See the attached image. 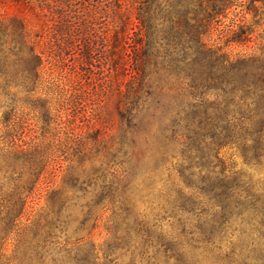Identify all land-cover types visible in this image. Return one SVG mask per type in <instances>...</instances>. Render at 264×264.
Here are the masks:
<instances>
[{
    "label": "trees",
    "instance_id": "16d2710c",
    "mask_svg": "<svg viewBox=\"0 0 264 264\" xmlns=\"http://www.w3.org/2000/svg\"><path fill=\"white\" fill-rule=\"evenodd\" d=\"M234 2L0 0V7L12 3L20 10L36 12L44 31L43 36L31 37L23 18L0 20V88L10 90L9 78L15 72L21 87L29 92L37 90L45 55L38 48L44 39L61 53L77 55L73 57L75 68L84 70L96 62L106 66L120 88L126 137L136 126L135 112L153 98L154 83L176 77L187 101L176 105L169 140L186 139L195 148L236 145L245 165L264 168V72L253 69L255 58L233 60L223 48L206 42ZM71 91L78 93L79 85L72 86ZM50 115L45 102L42 118ZM61 118L58 111V126ZM259 119L263 124L251 132L247 123ZM182 124L184 136L178 134ZM90 153L74 154L76 159H69L66 169L59 166L57 170L62 172H54L52 177L61 174V185L48 191L46 213L34 221L26 218L23 227L21 220L45 178L49 159L36 148L25 154L33 159L28 172L4 173L0 179V264H64V255L73 252V264H106L81 245L75 249L61 247L63 253L52 257L47 250L56 245L54 221H59L67 203L84 200L88 217L96 207L118 201L123 178L115 172L77 171L75 162L83 168ZM218 155H211L213 161L207 164H202L197 154L186 156L183 160L188 164L175 176H168L159 206L173 219L174 230L142 237L139 245L151 264H157L155 256H163L172 264H264V177L255 179L252 174L235 171ZM26 232L30 237L23 239ZM9 240L16 241L15 252L20 254L11 259L3 253Z\"/></svg>",
    "mask_w": 264,
    "mask_h": 264
},
{
    "label": "rangeland",
    "instance_id": "374dc122",
    "mask_svg": "<svg viewBox=\"0 0 264 264\" xmlns=\"http://www.w3.org/2000/svg\"><path fill=\"white\" fill-rule=\"evenodd\" d=\"M234 4L219 18L206 42L223 48L233 60L255 58L253 69L262 73L264 0H235ZM13 16L23 18L31 37L44 35L42 19L36 12L20 10L12 3L1 5L0 20ZM38 50L45 55L37 90L29 92L21 87L19 74L15 72L9 78L10 90L0 88V179L8 171L17 172L16 175L28 172L33 159L25 154L35 152L36 148L50 164L37 192L29 200L27 214L21 220L22 227L27 223L26 218L34 221L46 213L48 191L61 185V174L57 177L52 174L62 172L57 170L59 166L66 169L70 164L68 160L76 159L74 154L91 151L84 158L83 168L75 162L78 172L83 169L98 174L115 172L123 178L118 201L107 207H96L91 216H86L84 200L69 202L62 208L59 221H54L52 229L56 245L47 249L51 257L63 253V248L75 249L81 245L101 263L151 264L148 256L142 254L140 240L161 232L173 233V219L160 208V195L168 176H175L182 165L188 164L183 160L186 156L197 154L200 162L207 164L213 161L210 156L219 152L218 157L232 165L235 171L247 172L255 179L264 177L262 166L244 164L241 150L236 145L222 149L215 145L205 148L196 145L195 148V144L189 145L186 139L169 140L176 105L187 101L176 77H164L154 83L157 88L153 98L135 112L133 123L136 126L129 129L130 134L125 137L127 126L120 113V88L106 66L96 62L84 70L75 68L73 65L77 61L74 62L73 57L77 55L69 51L61 53L44 39ZM2 82L3 78H0ZM75 84L79 85L78 93L71 91ZM45 102L51 109L48 119L42 118ZM170 103L172 107L168 110ZM58 111L62 117L59 126ZM261 122L262 119L248 122L249 130H257L263 124ZM183 126L178 131L182 136L186 134ZM194 150L198 152L193 153ZM23 235V239L30 237L28 232ZM15 245L16 241H8L3 252L6 257L11 259L18 255ZM150 252L152 255L153 251ZM75 255V252L64 255V264H73L71 259ZM155 257L157 264H172L163 256ZM14 264L18 262L14 261Z\"/></svg>",
    "mask_w": 264,
    "mask_h": 264
}]
</instances>
